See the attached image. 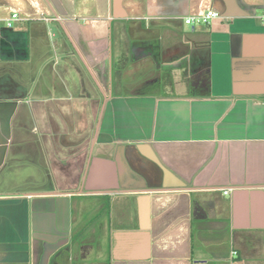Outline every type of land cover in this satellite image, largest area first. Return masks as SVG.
Returning a JSON list of instances; mask_svg holds the SVG:
<instances>
[{
  "label": "crops",
  "instance_id": "crops-1",
  "mask_svg": "<svg viewBox=\"0 0 264 264\" xmlns=\"http://www.w3.org/2000/svg\"><path fill=\"white\" fill-rule=\"evenodd\" d=\"M263 13L0 0V264H264Z\"/></svg>",
  "mask_w": 264,
  "mask_h": 264
},
{
  "label": "built area",
  "instance_id": "built-area-1",
  "mask_svg": "<svg viewBox=\"0 0 264 264\" xmlns=\"http://www.w3.org/2000/svg\"><path fill=\"white\" fill-rule=\"evenodd\" d=\"M221 18V15L214 11H208L204 14L189 17L185 19L186 25H193L195 23H202V24H208L213 20ZM20 20V16L17 13L12 14L9 18L5 19V24L8 28H11L13 26V23ZM262 22L264 23V13L261 17ZM227 194V193H226Z\"/></svg>",
  "mask_w": 264,
  "mask_h": 264
}]
</instances>
